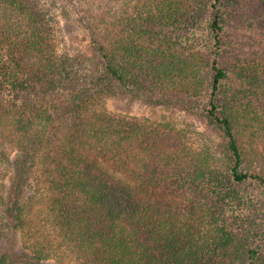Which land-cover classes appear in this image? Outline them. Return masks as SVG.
<instances>
[{"label":"trees","instance_id":"1","mask_svg":"<svg viewBox=\"0 0 264 264\" xmlns=\"http://www.w3.org/2000/svg\"><path fill=\"white\" fill-rule=\"evenodd\" d=\"M69 7L91 57L60 52ZM120 93L196 111L224 156L111 113ZM246 185L264 196V0H0V264H264Z\"/></svg>","mask_w":264,"mask_h":264},{"label":"rangeland","instance_id":"2","mask_svg":"<svg viewBox=\"0 0 264 264\" xmlns=\"http://www.w3.org/2000/svg\"><path fill=\"white\" fill-rule=\"evenodd\" d=\"M69 9L71 11L69 18H59L61 30L60 52L73 58L85 59L91 57L92 54L89 48L90 35L83 25V21H81L82 14L76 13L71 7ZM230 40L233 42L236 40V44H240L234 48L241 55H248L261 47V45H255L252 41L257 40V38L251 37L248 34L233 35ZM184 100H188V98H184ZM106 107L111 113L123 118L138 119L155 124H167L181 134V140L186 145L192 146L197 152H207L214 155L219 153L220 156H224L226 143L216 132H213L207 126L204 118H201L196 111L189 112L177 105L169 107L148 105L142 100L132 99L121 93L108 98L106 100ZM236 191L244 198L245 196L251 198V202L247 200L248 202L245 206L242 204L243 206L240 205L238 207V218L243 217L248 221L249 217L251 221L255 220V222H258L259 215L262 213V206H264L262 205L264 196L260 198L257 194L253 193L255 190L249 185L239 187ZM247 206H250L248 207L250 208L249 210H247ZM247 229L250 230L249 228ZM261 235L260 231H253L251 234L255 238L254 242L259 240Z\"/></svg>","mask_w":264,"mask_h":264}]
</instances>
